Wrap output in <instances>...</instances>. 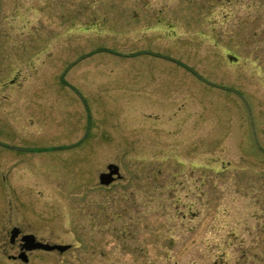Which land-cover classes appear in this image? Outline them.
<instances>
[{
  "label": "rangeland",
  "instance_id": "rangeland-1",
  "mask_svg": "<svg viewBox=\"0 0 264 264\" xmlns=\"http://www.w3.org/2000/svg\"><path fill=\"white\" fill-rule=\"evenodd\" d=\"M198 123L222 132L189 157ZM3 127L50 149L28 163L44 206L0 181V245L24 224L71 246L27 264H264V0H0ZM109 163L126 179L104 190Z\"/></svg>",
  "mask_w": 264,
  "mask_h": 264
},
{
  "label": "flooded vegetation",
  "instance_id": "flooded-vegetation-1",
  "mask_svg": "<svg viewBox=\"0 0 264 264\" xmlns=\"http://www.w3.org/2000/svg\"><path fill=\"white\" fill-rule=\"evenodd\" d=\"M43 46V45H42ZM140 92V91H138ZM17 96L14 97V99L19 98V100L26 101L30 98V95L33 96L35 99H41L44 97V92L39 91H18L16 92ZM25 103V102H24ZM21 106H14L7 110L6 112H3L7 117L12 119V122L15 121V119H20V115L24 116L22 118L27 119L29 118L31 121V118H34V115L28 114L26 112V108ZM23 114H22V113ZM25 114V115H24ZM33 122V121H32ZM30 122V125H35L34 123ZM15 125L14 123L11 124ZM188 125V124H186ZM184 127L183 129V146L186 148L187 153L186 156L190 157V153H192L193 150L197 153L198 150L197 147H207L212 146L215 143V140L218 135H221L220 132H222L221 128L214 129V135L211 139V143L208 145H204V142H208V139H202L201 135H203V130L200 131V124H190L189 127ZM22 127L27 126L26 122L21 124ZM8 127H3L0 130H4ZM8 130V129H5ZM207 130V129H206ZM210 130V129H209ZM211 132V130H210ZM213 139V140H212ZM179 140V138H178ZM210 142V141H209ZM44 147L38 146V145H31L27 142L23 143H12L10 140H6L4 138L0 137V181L3 188H6L8 190V194L11 196H14L13 192L14 186L19 185L21 182L28 181L30 184L33 183L32 188L36 190L35 192V201L38 202L37 204H41L44 206V192H42L41 187L39 186V178L42 176L45 170V163H41V155L43 154ZM194 152V153H195ZM34 156H38L40 158V161L33 162V166H29V160L34 158ZM222 164V163H221ZM190 166L191 161H189ZM106 171L100 172L97 175L98 180V188L108 190L112 185L118 182H123L124 179H126L125 175L121 173L118 166L116 164H107ZM138 176V175H137ZM137 178V177H136ZM174 178V177H173ZM201 185V183H200ZM4 189V190H6ZM12 200V199H11ZM12 202V201H11ZM11 202H8L7 204L13 205ZM23 200L21 201V203ZM14 203V202H13ZM21 203L18 202V206H21ZM30 202L29 204H31ZM21 225H14L9 230H6L1 238V251L3 254H7V252H10L9 255H7V259L14 264L22 263L27 264L29 262L28 258L34 254L43 252L40 250H32L28 251L26 248L27 245V239L31 240L34 239L35 242L38 243H48L45 241L46 239L39 234L38 229H32L27 226ZM14 230V233L12 235V231ZM23 259L26 260V262H23Z\"/></svg>",
  "mask_w": 264,
  "mask_h": 264
},
{
  "label": "water",
  "instance_id": "water-1",
  "mask_svg": "<svg viewBox=\"0 0 264 264\" xmlns=\"http://www.w3.org/2000/svg\"><path fill=\"white\" fill-rule=\"evenodd\" d=\"M14 233V230L12 231V235ZM27 245L26 248L28 251L32 250H41L45 252H57L58 254H62L70 249L69 245H57V244H49V243H38L35 242L34 239L28 240L27 239ZM23 262H26L25 259H23Z\"/></svg>",
  "mask_w": 264,
  "mask_h": 264
}]
</instances>
